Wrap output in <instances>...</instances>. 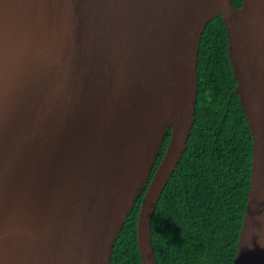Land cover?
Listing matches in <instances>:
<instances>
[{
	"label": "water",
	"instance_id": "obj_1",
	"mask_svg": "<svg viewBox=\"0 0 264 264\" xmlns=\"http://www.w3.org/2000/svg\"><path fill=\"white\" fill-rule=\"evenodd\" d=\"M218 16L253 138L233 264H264V0H0V264H111L142 194L140 257L158 264L152 218Z\"/></svg>",
	"mask_w": 264,
	"mask_h": 264
},
{
	"label": "trees",
	"instance_id": "obj_2",
	"mask_svg": "<svg viewBox=\"0 0 264 264\" xmlns=\"http://www.w3.org/2000/svg\"><path fill=\"white\" fill-rule=\"evenodd\" d=\"M240 7L242 0H233ZM195 122L152 218L158 264H233L252 178L253 138L221 16L207 24L198 58ZM165 137L151 178L160 164ZM143 194L115 242L111 264H142L137 221Z\"/></svg>",
	"mask_w": 264,
	"mask_h": 264
},
{
	"label": "clouds",
	"instance_id": "obj_3",
	"mask_svg": "<svg viewBox=\"0 0 264 264\" xmlns=\"http://www.w3.org/2000/svg\"><path fill=\"white\" fill-rule=\"evenodd\" d=\"M262 247H264V244H261Z\"/></svg>",
	"mask_w": 264,
	"mask_h": 264
}]
</instances>
